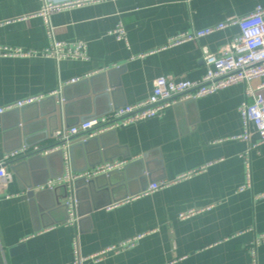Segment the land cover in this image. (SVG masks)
I'll list each match as a JSON object with an SVG mask.
<instances>
[{"label": "crops", "instance_id": "obj_1", "mask_svg": "<svg viewBox=\"0 0 264 264\" xmlns=\"http://www.w3.org/2000/svg\"><path fill=\"white\" fill-rule=\"evenodd\" d=\"M258 5H264V0H100L63 9L50 17L54 37L69 43L85 42L87 58L0 55V107L48 95L64 85L56 97L55 132L85 113L100 116L115 105L147 99L159 76L199 80L206 72L202 48L217 52L239 33V27L162 49L168 39L185 29L214 25L230 15H247ZM42 6V0H0V45L24 51L49 47L51 37L39 14ZM119 23L126 30V40L111 34ZM74 78L80 80L65 85ZM245 90L246 84L238 83L168 107L159 117L116 129L117 146L130 153L128 163L134 162L130 168L133 176L145 166L151 179L159 182L206 168L135 198L126 196L140 189L134 179L130 185L107 187V191L96 187L93 198L98 209L83 216L77 225L65 224L63 208L54 209L50 218L35 214L24 187L25 182L43 181L41 169L33 175L31 170L21 169L18 174L7 166L13 180L5 194L0 193V264H72L77 232L85 256L143 235L130 249L108 252L99 260L89 258L84 264H253L250 246L264 233V201L253 199L264 190V144L250 150L252 186L238 193L237 188L247 180L242 154L257 140L256 135L250 141L233 138L243 133L239 107L246 99ZM20 118L15 111L0 115V159L20 141L25 147L23 134L17 133L24 126L23 122L17 126ZM30 128V144L43 147L56 142L49 121L38 118ZM144 155V163H136ZM76 157L82 164L83 151L77 150ZM54 162L51 174L60 169V158ZM46 183L34 190L49 189ZM56 192L62 194L63 190ZM53 196L44 193L40 201L49 204ZM114 198L122 203L111 209L100 206L115 203ZM209 205L210 209L193 217H178L189 208ZM90 207L91 200L86 199L82 210ZM16 247L20 248L15 251ZM257 251L259 263L264 264V243Z\"/></svg>", "mask_w": 264, "mask_h": 264}, {"label": "built area", "instance_id": "obj_2", "mask_svg": "<svg viewBox=\"0 0 264 264\" xmlns=\"http://www.w3.org/2000/svg\"><path fill=\"white\" fill-rule=\"evenodd\" d=\"M43 6L40 15L44 18L47 32L51 37V44L42 51H24L6 45H0L1 56H28L42 54L53 57L57 60L64 58L86 59V44L83 41L69 43L58 40L54 37L53 27L50 23L52 14L70 7L82 6L100 0H72L65 2H55L52 0H42ZM238 26L239 33L229 42L224 44L217 52H211L207 47L202 48V56L206 65V72L199 80L176 79L170 75L157 77L153 83L151 95L138 103L126 104L110 112L80 121L70 127L61 126L54 132L56 141H63L61 146H55L46 151L50 153L58 149L63 151L64 171L60 177L50 179L46 186L53 188L55 185H66L65 204L67 206V219L65 224L77 225L79 217L76 213L77 200L75 197L74 181L79 178H94L102 174H107L114 170H121L128 163L124 159H115L112 162H104L94 168L74 172L71 168V161L68 147L73 137L81 142L89 138L98 136L110 130H116L145 119L159 117L163 115L165 109L187 100H196L238 83L246 84V99L239 107L243 120V133L233 137L250 141L253 135L257 136L256 142L252 143L248 150L242 154L247 169L246 183L237 188V192H243L252 186L251 166L249 160L250 150L264 144V5H258L253 11L244 16L230 15L223 21L203 29H185L168 39L162 49H167L184 42L196 41L202 37L211 35L228 27ZM118 40H126V30L122 23H119L111 31ZM143 56V55H141ZM80 78L71 79L65 85L78 82ZM64 85L48 95L28 97L6 106L0 107V115L20 108L25 105L38 102L47 96L59 97ZM251 99V101L249 100ZM26 147L11 150L0 159V193L5 194L8 184L13 180L12 173L7 168V163L18 158ZM206 167L193 169L187 173L177 176L173 180H162L150 183L147 188L132 198L149 195L161 188L169 187L183 179L204 170ZM11 195H8V197ZM254 201H264V190L253 195ZM122 201H117L107 206L108 209L120 205ZM212 207L189 208L179 214V219L193 217ZM80 233L77 232L73 239V260L72 264H84L89 258L101 259L108 252H120L134 247L143 235H138L112 245L107 249L90 256H85L81 251ZM264 243V233L256 236L250 246V254L253 264H260L258 260V247Z\"/></svg>", "mask_w": 264, "mask_h": 264}, {"label": "water", "instance_id": "obj_3", "mask_svg": "<svg viewBox=\"0 0 264 264\" xmlns=\"http://www.w3.org/2000/svg\"><path fill=\"white\" fill-rule=\"evenodd\" d=\"M110 74V73H108ZM83 80V79H82ZM93 79H89L88 81L92 82ZM69 86V85H68ZM66 90V88H64ZM66 99V96H65ZM192 100H187L183 102L177 103L178 105H184ZM49 104V109H45V105ZM122 105H115L108 109V112H110L112 109H116ZM39 108V110H37ZM32 109L35 110L34 113H31ZM57 109H58V103L56 100V96H47L46 98L34 102L29 105H25L20 108H15L13 110H10L8 112L15 111L16 113H19L21 115V118L19 122L17 123V126L23 122L24 126L19 128L17 133H22L24 136V145L27 148L26 152H24L22 155H20L18 158L12 159L7 163V166H10L11 170L15 173H18L21 171V169H28V171L31 170L32 175L34 174V170L41 169L43 174V181L39 183L30 184L29 182H25L24 189L28 190L27 195L30 199V202L32 203L35 214L43 217L46 216L47 218H50V215L53 214L54 209H66L67 214V206L65 203L61 202V199L66 198V185H62L55 189H46L44 191L38 190L35 191L37 187L40 186V184H45L48 181V178H56L60 177L64 170V164H63V151L61 149H58L56 151L46 153L43 155L44 152L47 150L62 145L63 141H56L53 145L49 146H40L37 145L35 142H32V144L29 143V137H31L33 131L31 130V122L34 120H37L38 118H43L45 121H49L50 124V134L53 137L54 130L57 128L56 125H53V122L56 123L57 120ZM7 112V113H8ZM99 114L96 113H85V115H82L81 117H78L74 119L68 127L78 124L80 121L87 120L89 118L98 116ZM47 119H44V118ZM22 146V142L20 141L18 147L20 148ZM18 147L16 149H18ZM82 150L83 151V163L79 165L76 157V151ZM68 152L70 156L71 161V168L74 172H82L91 168H94L95 166L102 164L104 162H112L113 160L117 158H122L124 160H128L131 155L127 150L121 149V147L117 146V136H116V130H110L107 132H104L102 134H99L98 136L92 137L87 139L84 142H81L77 139V137H73L71 139V143L68 147ZM60 158V169L56 173H52L53 166L55 164V159ZM146 155L143 156L142 159H139L136 161V163H144L146 159ZM132 163H127L123 170H114L107 174H102L94 178H79L74 181V188H75V197L77 200V216L80 219L83 218V216L87 215L89 212L98 209V206L95 203L94 197V188L98 187V189L105 188L107 191L108 188H115L118 185H130L131 181L134 179L135 182L140 184V189L136 192H131L128 195L134 196L139 194L140 192L144 191L149 183L154 182L150 174H147L146 167H142L135 176L130 174V168L132 167ZM47 168V169H46ZM48 172H47V171ZM62 189L63 193L59 194L57 193V189ZM44 193H53V201L49 204H45L42 201H40V197ZM125 198V197H124ZM86 199L91 200V207L88 209V211L84 212L82 210L83 203ZM119 199H113V201H117ZM112 201L108 203H104L103 205H100L101 207H105L111 204ZM41 203V205H39ZM41 206L39 208V206ZM68 216H66L67 219ZM65 219V220H66ZM20 247H16L15 251L18 250Z\"/></svg>", "mask_w": 264, "mask_h": 264}]
</instances>
